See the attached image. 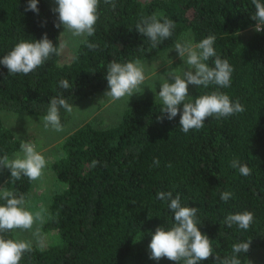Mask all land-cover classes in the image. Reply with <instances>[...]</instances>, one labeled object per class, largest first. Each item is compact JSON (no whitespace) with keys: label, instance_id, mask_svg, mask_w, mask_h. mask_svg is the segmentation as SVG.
<instances>
[{"label":"trees","instance_id":"1","mask_svg":"<svg viewBox=\"0 0 264 264\" xmlns=\"http://www.w3.org/2000/svg\"><path fill=\"white\" fill-rule=\"evenodd\" d=\"M113 2L114 9L99 0L94 34L78 42L68 61L58 63L52 54L27 75L9 74L0 64V110L46 115L51 98L58 95L74 105L108 85L110 62L151 56L173 45L185 30L197 44L214 35L217 54L234 69L229 87L194 85L186 102L219 91L245 110L209 117L201 129L184 133L179 113L168 120L161 99L143 96L132 100L114 124L98 127L86 121L74 127L61 139V155L50 165L64 186L51 195L43 228L55 230L57 241L44 248L31 244L19 264H175L150 259L148 245L156 228L168 230L174 224L169 202L156 198L161 191H170L173 198L179 194L182 206L198 209L197 227L213 248V256L200 264H219L232 255L233 244L250 240L249 251L238 256L246 264L249 253L264 245V30H254L252 0ZM27 4L0 0V59L21 40H40L45 34L58 48L62 26L56 27L53 0H37L38 12L25 11ZM152 15L175 24L172 35L156 48L135 29L141 17ZM247 27L253 29L242 39L239 31ZM85 40L97 47L90 50ZM214 59L206 63L214 67ZM61 80L70 87H60ZM65 114L61 108V123ZM21 144L0 120V158H10ZM154 158L159 166L153 165ZM233 159L248 166L251 175L230 167ZM93 160L100 163L91 167ZM31 182L23 176L14 180L8 168L0 167V189L16 197L26 199ZM222 191L232 193L227 202L220 199ZM244 211L254 216L248 230L225 225L227 215ZM2 235L16 240L13 231Z\"/></svg>","mask_w":264,"mask_h":264},{"label":"clouds","instance_id":"2","mask_svg":"<svg viewBox=\"0 0 264 264\" xmlns=\"http://www.w3.org/2000/svg\"><path fill=\"white\" fill-rule=\"evenodd\" d=\"M113 9L115 3L113 0H104ZM58 5L54 12L58 13L59 23L56 27L63 26V29L70 32L74 37H91L95 32L97 22V9L99 0H56ZM255 7V14L251 19L256 21L255 31L260 32L264 26V3L260 0H252ZM38 12L37 0H28L25 11ZM175 24L167 17L158 19L156 15L141 17L136 24L135 29L138 33L149 38L151 47L168 39L172 35ZM216 37L209 35L194 46L191 43H176L175 50L179 57L184 59L188 68L181 75L170 73L169 76L174 83H168L165 80L160 84L158 96L163 103L161 113L167 114V119L172 120L179 113V125L184 133L191 129L199 130L209 117L216 119L229 117L241 113L245 109L243 105L236 101L233 103L227 94L219 91H212L210 94H204L195 99L194 102H186L188 96V86L215 85L217 88H227L231 84L233 67L226 59H221L213 47ZM91 50L97 45L84 41ZM64 45H61L63 47ZM59 55V49L53 45L52 41L45 34L40 40L26 41L21 40L13 49L0 59V64L4 65L9 74L27 75L41 68L48 60L50 55ZM215 58L214 67H210L207 61ZM106 80L109 90L105 96L113 101H119L127 97V102L133 94H141L146 79L141 62L119 63L112 61L107 67ZM59 86L68 89L70 87L67 80H61ZM182 105V111H180ZM71 113L73 105L59 95L51 98L46 115L42 117L44 128L60 132L63 125L60 120V109ZM158 120L162 117H157ZM23 157L9 159L7 155L0 158V167H6L10 170L11 177L14 180H20L21 177H27L30 181L39 179L46 166V160L42 154L36 151L35 145L24 142L20 145ZM97 160L91 162V167H95ZM158 158L153 159V165L159 166ZM171 167L169 163L167 165ZM230 167L238 169L240 175H251V169L240 164L237 159L231 161ZM232 197L228 191L220 192L221 201L227 202ZM156 198L161 201H168V208L174 213V224L166 230L163 227H157L151 237L148 245L150 249V259L160 260L167 258L174 261L175 264L183 261V264H200L213 256L211 240L198 229L196 207L182 206L180 196L177 194L173 198L172 193L158 192ZM0 199L5 203L0 205V264H19L26 252H31L32 245L29 241L14 240L4 238L5 232L14 230H31L35 224L43 223L46 209L41 207L39 210L30 211L24 205L26 203L23 195H16L6 189H0ZM254 216L250 211L242 213L229 214L225 217L224 223L231 228L234 224L239 229L248 230L253 222ZM250 248V240L247 242L235 243L232 245V255L219 264H241L238 258L240 253H247Z\"/></svg>","mask_w":264,"mask_h":264},{"label":"rangeland","instance_id":"3","mask_svg":"<svg viewBox=\"0 0 264 264\" xmlns=\"http://www.w3.org/2000/svg\"><path fill=\"white\" fill-rule=\"evenodd\" d=\"M57 7L56 0H53ZM255 27V26H254ZM252 27H247L239 31L242 39L248 37L252 31ZM83 37H74L72 34L61 28L59 33V55L57 62L62 63L68 61L76 45ZM176 43H191L193 46L197 44L193 40L191 32L185 30L182 32L173 45L164 48L155 54L138 58L143 67L145 74L144 84L141 86L143 91L141 94H133L128 102L127 97L119 101H113L105 96L109 90L108 85L99 92L87 96L73 105L71 113L66 112L65 121L62 123L63 130L56 132L51 129H45L42 122L44 115H34L30 112L19 111L11 112L0 110L1 123L6 126L14 136L19 137L22 143L28 142L35 145L37 152L42 154L46 160V166L42 176L36 181H32L29 187L28 196L26 197L25 207L30 211L39 210L41 207L48 210V203L51 195L60 190L64 183L60 181L51 169V163L61 155L60 141L74 127L83 123L91 122L98 127L114 124L118 121L121 112L136 98L147 96L160 99L157 95L160 90V84L165 80L168 83H174L169 76L170 73L181 75L188 68L184 59H181L174 49ZM61 45H64L61 47ZM194 85L188 86V92ZM23 157L22 150L16 151L9 159ZM47 216L45 214L44 221ZM43 221V222H44ZM13 236L16 240H24L31 242L40 248L57 241L55 230H45L43 223H37L31 230H14ZM246 264H264V245L254 248L246 259Z\"/></svg>","mask_w":264,"mask_h":264}]
</instances>
